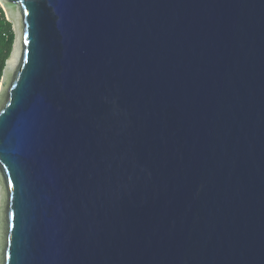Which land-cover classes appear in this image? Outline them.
<instances>
[{"label": "water", "instance_id": "water-1", "mask_svg": "<svg viewBox=\"0 0 264 264\" xmlns=\"http://www.w3.org/2000/svg\"><path fill=\"white\" fill-rule=\"evenodd\" d=\"M0 6V264H264V0Z\"/></svg>", "mask_w": 264, "mask_h": 264}, {"label": "trees", "instance_id": "trees-1", "mask_svg": "<svg viewBox=\"0 0 264 264\" xmlns=\"http://www.w3.org/2000/svg\"><path fill=\"white\" fill-rule=\"evenodd\" d=\"M13 39L14 33L11 22L7 20L5 13L0 6V81L6 60L11 53Z\"/></svg>", "mask_w": 264, "mask_h": 264}]
</instances>
